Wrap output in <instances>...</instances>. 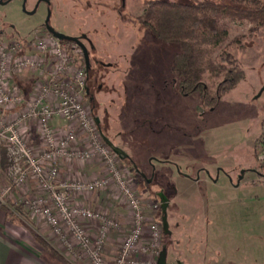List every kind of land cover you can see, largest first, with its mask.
Listing matches in <instances>:
<instances>
[{
  "label": "rangeland",
  "instance_id": "1",
  "mask_svg": "<svg viewBox=\"0 0 264 264\" xmlns=\"http://www.w3.org/2000/svg\"><path fill=\"white\" fill-rule=\"evenodd\" d=\"M36 1L28 0V9L31 10ZM145 1L52 0L49 25L56 32L81 39L86 37L82 42L88 48L92 66L87 70L86 95L92 88L94 100L91 102L85 96L84 103L99 121L102 136L128 154V159L121 158L122 165L130 171V181L145 205L148 218L159 223V252L165 241L166 247L174 253L170 259L167 257L169 264H212L219 260L213 246L208 248L194 242L193 233L183 224L189 225L190 218L198 213H213L219 205L217 202L229 197L239 202L241 222L235 241L240 249L236 260L228 259L225 263L264 264V169L256 149L257 140L264 132V92L257 98L264 86L261 60L264 29L253 34L248 21L222 18V24L230 30L229 40L240 39L231 49L247 75L233 91L221 97L216 107L205 108L202 94L184 95L177 91L169 69L178 48L153 38L139 23L138 17L146 9ZM47 15L45 5L36 13L27 14L22 9V0L0 4V31L7 35L0 37L23 42L51 34L44 28ZM65 43L69 47L77 45ZM77 47L75 51L70 49V54L76 55L80 49L82 57L79 59L85 66L83 51ZM29 77L34 76L31 73L18 76L19 80ZM17 80L15 83L20 86ZM218 81H206L212 94L216 92ZM22 87V92L26 93L27 87ZM23 107L12 110L8 114L9 121L16 118ZM7 121L0 118L2 124ZM55 124L65 129L69 127L64 120H56ZM35 131L33 121L24 126L28 145L39 152L42 143L40 138L33 139ZM82 140V137L78 139V146H84ZM5 147L0 141V186L8 184L14 167ZM62 163L60 179L90 180L105 173L99 159ZM136 170H141L148 178L154 177L152 190L162 186L167 194L174 195L172 210L178 211L176 215L185 216L180 219L181 226L175 229L173 236L163 233L160 214L155 207L158 200L149 193L150 187L136 175ZM242 172L245 173L241 181ZM15 191L19 193L15 196L17 205H22L21 201L38 195L40 188L30 176ZM87 201L96 209L128 221L127 208L118 201L116 188L92 193ZM205 202L209 204H203ZM88 222L98 229V223ZM95 233L90 232L91 235ZM197 234L206 236L201 228ZM123 238L122 233L112 231L109 234L105 249L109 262L119 253ZM110 245L116 251L111 259L107 256Z\"/></svg>",
  "mask_w": 264,
  "mask_h": 264
},
{
  "label": "built area",
  "instance_id": "2",
  "mask_svg": "<svg viewBox=\"0 0 264 264\" xmlns=\"http://www.w3.org/2000/svg\"><path fill=\"white\" fill-rule=\"evenodd\" d=\"M76 48L53 34L23 42L0 37V118L8 120L0 123V141L14 161L8 184L0 186V204L8 206L14 191L32 176L40 193L21 201L22 205L50 226L65 259L89 264H157L159 223L148 218L130 181V171L107 145L96 118L84 103L88 71L81 65L80 49L76 55L70 54L69 50ZM25 73L34 75L28 98L15 83ZM21 106V113L9 121L8 114ZM56 120H64L69 127L57 126ZM32 121L42 143L39 152L25 139L24 126ZM80 137L83 147L78 146ZM257 157L264 169V132L257 145ZM93 159L102 161L104 175L90 180L60 179L63 161ZM108 188H116L118 201L128 211L127 222L87 201L88 195ZM75 197L85 201L74 203ZM83 221L98 223L95 236ZM112 231L122 233L124 238L119 253L109 262L105 249Z\"/></svg>",
  "mask_w": 264,
  "mask_h": 264
},
{
  "label": "trees",
  "instance_id": "3",
  "mask_svg": "<svg viewBox=\"0 0 264 264\" xmlns=\"http://www.w3.org/2000/svg\"><path fill=\"white\" fill-rule=\"evenodd\" d=\"M144 5L139 23L153 38L178 48L169 72L179 93H200L202 105L213 108L246 78L241 61L231 49L240 39L229 40L230 30L221 20L224 16L246 20L252 24L250 32L257 33L264 29V0H146ZM27 79L16 78L20 86L27 87L26 93L34 77ZM208 79L219 80L214 94L208 90ZM23 81H29L28 85H23ZM21 209V205L15 207L19 213ZM38 242L50 255L60 256L39 237Z\"/></svg>",
  "mask_w": 264,
  "mask_h": 264
},
{
  "label": "crops",
  "instance_id": "4",
  "mask_svg": "<svg viewBox=\"0 0 264 264\" xmlns=\"http://www.w3.org/2000/svg\"><path fill=\"white\" fill-rule=\"evenodd\" d=\"M261 60L264 65V55L261 57ZM257 77L258 79L260 78L259 75H256ZM28 82L24 81L23 85H28ZM32 85H29L28 95L32 93ZM35 135L33 139L36 137L39 139L37 131H35ZM17 194L19 193L15 191L8 199V206L6 207L11 210L0 204V264H89L81 260L72 263L65 259L57 249L56 237H54L52 231L45 223L33 217L22 205L21 207L26 213L23 211L19 213L15 210V207L18 206L15 197ZM73 202L82 204L84 200H82V197H75ZM103 204L105 205L106 202L103 201ZM203 204H209V202ZM217 204L219 205L215 207L216 211L213 213L206 211L201 214L198 213L196 217L190 218L191 222L186 229L188 228L193 233L192 239L197 244L200 243L202 246L205 245L208 248L210 247L209 245L213 246L219 260L212 264H226L225 262L228 259L236 260L238 258L237 253L240 249L239 243L235 241V238L238 239L241 222L238 211L239 202L229 197L221 199ZM105 207L108 208V205ZM26 215L28 221L25 219ZM126 217L128 219V213ZM186 217L188 220V215ZM83 224L89 232H95L96 228L93 225L91 226V223L83 221ZM198 228L203 229L206 234L205 237L197 234ZM37 236L50 245L51 248L58 251L60 256L50 255L47 252L48 250L38 242ZM114 248L113 245H110L107 251L109 259L116 253ZM166 252L169 259L174 254L169 249ZM220 260L225 261L219 263ZM168 261L167 259V264H169Z\"/></svg>",
  "mask_w": 264,
  "mask_h": 264
},
{
  "label": "flooded vegetation",
  "instance_id": "5",
  "mask_svg": "<svg viewBox=\"0 0 264 264\" xmlns=\"http://www.w3.org/2000/svg\"><path fill=\"white\" fill-rule=\"evenodd\" d=\"M6 1L7 0H3V5L9 3V2L6 3ZM24 1H26V9H27L26 13L29 14V12H31L35 8V6L37 5V2L39 0L36 1V3L34 4V6L32 7L31 10L28 9V0H22V5H23ZM52 3H53L52 0H41V2L38 5L37 10L42 5H45L48 11L52 10ZM44 28L47 30L45 24H44ZM0 36H7V35L5 34V31H0ZM83 37L84 38L82 40L85 41L86 37L85 36H83ZM90 69H92V66H91ZM89 71H88V77H89ZM86 97L91 102L94 100V92L92 91V88L88 89ZM97 122L99 124V121H97ZM99 127H100V125H99ZM128 157H125V158L128 159ZM136 171H137L136 175L137 176H141L142 179H144V181L146 182L147 187H150V188H148L149 193L151 195H153V197L155 199L158 200V205L156 207H157V209L159 211V214H160V219H161V225H162L163 233L165 234V236L166 235L169 236V237L173 236V233H175V229H177L179 226H181L180 219H182L185 216V215H183V217H181V214L176 215V213H178V211H176V209L172 210L173 209V204H174V202H173L174 195L171 194V193L167 194L166 191H165V188L162 187V186H158V190H152L151 189V187H152L151 185L153 184V186H155L154 185V183H155L154 182V177L151 176L150 178H148L146 176V174L144 172H142L141 170H136ZM244 173L241 174L242 179L244 177ZM242 179H240V180L242 181ZM164 205H165V208H166V213H164ZM164 217H166V219H167V226H168L167 232L164 229V222H163V218ZM183 226L186 228L188 225L184 223ZM169 241H172V240L169 239ZM167 249H169V248L166 247V242L164 241V244L162 246L161 251H163V250L167 251ZM161 251H160V253H161Z\"/></svg>",
  "mask_w": 264,
  "mask_h": 264
},
{
  "label": "water",
  "instance_id": "6",
  "mask_svg": "<svg viewBox=\"0 0 264 264\" xmlns=\"http://www.w3.org/2000/svg\"><path fill=\"white\" fill-rule=\"evenodd\" d=\"M10 1L11 0H7L6 3L10 2ZM40 2H41V0H39L37 2V5L35 6V8L31 12H29V14L36 13L38 5H39ZM0 4H3V0H0ZM22 9H23L24 12L27 11V9H26V1L23 2ZM50 15H51V10L48 11V15H47V18H46L45 23H44L46 28H47V30L51 34H53L55 37H57L59 40H61V41H67V42H71V43L77 44L83 51L85 67H86L87 70H90L91 63H90L89 51H88L87 46L82 42V39L78 38V37H72V36L66 35L64 33L56 32L55 30H53L51 28V26L49 25ZM263 92H264V86L261 89V91L258 93L257 98L260 97ZM104 139H105V142L107 143V145H109L119 156H121V158L128 157V155L121 148H119L118 146L113 144L106 137H104ZM243 173L244 172H242V174ZM240 179H242V177H240ZM164 213H166L165 205H164ZM163 222H164V229L167 232L168 226H167L166 217L163 218ZM157 264H167V252L165 250L161 251V253H160L159 257H158V260H157Z\"/></svg>",
  "mask_w": 264,
  "mask_h": 264
}]
</instances>
